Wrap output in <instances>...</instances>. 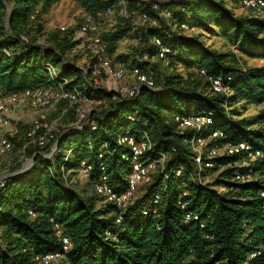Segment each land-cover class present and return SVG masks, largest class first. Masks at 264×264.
I'll use <instances>...</instances> for the list:
<instances>
[{
    "label": "trees",
    "instance_id": "1",
    "mask_svg": "<svg viewBox=\"0 0 264 264\" xmlns=\"http://www.w3.org/2000/svg\"><path fill=\"white\" fill-rule=\"evenodd\" d=\"M39 1L0 0V91L20 93L65 83L66 89L106 98L109 105L82 129H62L54 150L52 143L45 149L26 146V134L18 144L34 157V167L0 185V264H35L37 257L61 252L55 225L72 244L60 264H264V198L260 196L264 160L243 167L246 154L222 156L213 161V169L201 172L200 181L191 148L194 137L206 138L217 130L227 138L213 145L246 142L253 151L264 152V112L259 109L264 102V65L246 67L237 56L242 48L250 57L264 60V19L252 11L254 15H237L228 6L243 0H128L130 16L120 17L121 25L104 32L103 39L116 63L152 70L157 89L144 87L136 97L113 101L116 93L84 86L83 69L66 59L79 45L71 33H56L48 44L30 37L27 24ZM80 1L85 13L95 15L120 0ZM155 4L160 11L171 12L169 21L160 19L158 27L136 28L134 17H158ZM180 23L195 32L173 27ZM202 32L224 38L234 51L222 53L208 47ZM130 34L139 47L134 55H117L118 43ZM155 39L169 50L165 59L139 62L145 55L156 56L160 47ZM163 62L182 67L186 75L165 74L160 67ZM50 68L57 71L55 79ZM202 70L206 75H201ZM211 77L222 78L229 92L212 94ZM249 106L259 110L252 119L243 114ZM177 114L210 116L213 124L207 132L182 134L173 120ZM19 136L20 131L11 138L12 151ZM124 136L138 142L149 137L152 148L145 161L169 158L133 205L121 212L97 194L84 196L70 177L86 161L93 166L89 181L93 185L103 164L110 185L119 193L125 191L131 163L123 159L130 149L119 144ZM216 173L214 181H203ZM237 173L251 175L252 180L238 182ZM157 196L159 202L154 204ZM187 215L198 220H186ZM253 254L257 256L252 258Z\"/></svg>",
    "mask_w": 264,
    "mask_h": 264
},
{
    "label": "built area",
    "instance_id": "2",
    "mask_svg": "<svg viewBox=\"0 0 264 264\" xmlns=\"http://www.w3.org/2000/svg\"><path fill=\"white\" fill-rule=\"evenodd\" d=\"M240 6L248 11L254 12L257 16L264 19V0H243ZM159 8L160 7L157 4L153 6L158 17L151 18L148 15H141L137 18L134 17L133 22L136 28L139 27L138 24H142L143 27H158L160 25V19L169 21L172 17L171 12L168 10L160 11ZM112 13L113 7H109L105 11L97 12L95 15L86 13L84 21L80 27L71 32V36L74 40L84 44L90 55V64L87 68H82L84 74V86L91 87L94 90L102 89L97 86L96 80L94 81V74L106 77V79L115 85L122 83V85H124L123 87H125L122 92L116 93L117 89H105L108 92L116 93L113 97V101L117 100L118 97H136L144 87L153 90L157 89L155 74L152 70L144 71L138 66L130 69L125 64L116 63L115 58L109 55L108 44L103 39V24ZM129 16L130 15L126 9L123 17ZM173 27L186 33L195 32V29L191 28L187 23L174 24ZM61 30L67 31V28L62 27ZM22 39L23 41H28L26 37H22ZM154 43L156 46L160 47L156 56L150 59L145 55L143 58L139 59V62H155L165 59L169 50L163 48L162 42L158 39H155ZM49 73L52 79L57 77L56 69L50 68ZM200 73L201 75H206L203 70L200 71ZM127 79H131L132 81L128 83ZM209 82L212 94L229 92V88L224 85L222 78L211 77L209 78ZM64 84L55 88L42 87L11 94L0 91V151L2 153L12 151L13 143L11 138H15L19 134L17 125H13L12 122V115L18 108L28 107L33 111L34 115L31 127L27 132L29 142L26 146L33 145L45 149L48 144L52 143V149L54 150L57 141V134L60 132L57 134L54 133L52 127L48 123V117L51 110L60 104L67 105L69 109L74 111L75 120L66 128V130H80L90 123V118L107 100L106 98L95 95L92 97L85 96L77 89H66ZM259 109L264 112V102L260 105ZM173 120L178 125L182 134L187 130L194 131L196 134L207 132L213 124V119L210 116L199 114L187 116L177 114L174 116ZM262 124L264 126V118ZM226 138L224 132L216 130L209 133L206 138L196 136L191 141L194 161L198 170L197 175L200 181L201 172L207 169H213L215 166L213 161L222 156H235L242 153L246 154L245 159L241 163V166L243 167H249L258 160H264V152L253 151L252 147L246 142L223 143L222 145L212 144L213 142ZM119 144L125 145L130 149V155L128 157H123L124 160L130 161L131 163V172L127 179L126 190L119 193L110 185L109 177L106 174V168L103 164L100 165V176L97 182L93 185L96 194L104 198L106 203H110L121 212H124L133 205L139 190L153 182L152 170L157 167L164 168L169 156L163 155L157 162L143 160L144 155L152 148L148 136H144L140 142L132 136H124L120 139ZM99 157H103V152ZM92 171V165L88 164L86 161L81 163V170L79 173H81L84 179L88 182L91 179ZM180 174L181 172L178 171V175ZM235 179L238 182L244 183L251 181L252 176L237 173ZM260 196L264 198V192H261ZM158 202L159 197L157 196L154 200V204ZM28 213L31 217H36V214L33 211H29ZM192 218L198 220V217L196 216H186V220H191ZM117 222L120 223V220L118 219ZM55 229L62 241V251L37 257L35 259V264H55L64 259L65 255L71 250L72 244L70 239L62 234L61 227L55 225ZM256 256L257 254H253L251 257L254 258Z\"/></svg>",
    "mask_w": 264,
    "mask_h": 264
},
{
    "label": "rangeland",
    "instance_id": "3",
    "mask_svg": "<svg viewBox=\"0 0 264 264\" xmlns=\"http://www.w3.org/2000/svg\"><path fill=\"white\" fill-rule=\"evenodd\" d=\"M120 1L121 2H118V4L113 7L112 15H110V17H108L103 24V30L105 33L113 30L115 27L118 28L122 23L120 17H123L124 12L127 9L128 0ZM228 6L231 7L237 15H254L240 5L233 6L229 2ZM85 14V9L83 8L80 0H40L36 6V11L32 17V20L27 24V30L30 31V37L36 40L35 42L48 44L50 43V37L56 33L61 36H67L71 32L77 30L83 23ZM138 26L140 28L143 27L142 24H138ZM62 27H66L67 31H62ZM202 34V40L208 47L222 53H230L231 51H234L233 44L224 38L215 34H210L208 32H202ZM72 39L74 38L72 37ZM138 47L139 41L134 38L133 34H130L118 43L116 54L134 55ZM241 49L237 51V56L239 57L242 65H245L246 67H259L264 65V60L250 57L246 53L242 52ZM66 59L74 61V63L84 69L90 64V55L88 53L87 47L81 42H79V45L66 55ZM160 67L163 72H165V74L181 73L182 75H186L182 67H170L165 62L160 63ZM93 78L94 81L96 80L97 86L102 89H117L116 93L122 92L125 89L122 83H118V85L112 84L111 81L102 75L94 74ZM131 81V79H127L128 83ZM108 105L109 101L106 100L103 106L97 109V113L104 112L108 108ZM239 107L242 108L241 105ZM243 112L244 117L252 119V117L255 116L259 110L255 107L249 106L247 110L244 109ZM33 116V111L28 107H20L12 115L13 125H17V128L20 131V136L16 141L17 143H15L13 151L8 153H2L0 151V179L3 176L15 172L14 170L17 168L19 169L16 171L20 170L24 164H27L31 159H34V157H29L25 150L19 149L18 147L19 143H23L25 141V134L27 135V132L31 127ZM73 119H75L74 111L69 109L67 105L60 104L50 111L48 123L52 127L53 132L57 134L62 129H66L73 122ZM49 156L50 155H48V157ZM32 167H34V160L30 169ZM158 169L159 168L157 167L152 170V177L158 173ZM216 177L217 173L211 174L210 176L204 178L203 181L205 183L214 181ZM70 178L72 179L74 187L84 196L96 197L94 185L89 184V182L84 179L81 173H76ZM143 189L144 187L139 190L137 197L142 194ZM55 264H60V262Z\"/></svg>",
    "mask_w": 264,
    "mask_h": 264
},
{
    "label": "water",
    "instance_id": "4",
    "mask_svg": "<svg viewBox=\"0 0 264 264\" xmlns=\"http://www.w3.org/2000/svg\"><path fill=\"white\" fill-rule=\"evenodd\" d=\"M33 160L34 159H31L27 164H24L23 167L18 170V171H15L11 174H8L6 176H3L1 179H0V183L5 180L6 178L8 177H12V176H19V175H23L24 173H26L27 171L30 170V167L33 165Z\"/></svg>",
    "mask_w": 264,
    "mask_h": 264
},
{
    "label": "crops",
    "instance_id": "5",
    "mask_svg": "<svg viewBox=\"0 0 264 264\" xmlns=\"http://www.w3.org/2000/svg\"><path fill=\"white\" fill-rule=\"evenodd\" d=\"M14 120H15V118H14Z\"/></svg>",
    "mask_w": 264,
    "mask_h": 264
}]
</instances>
